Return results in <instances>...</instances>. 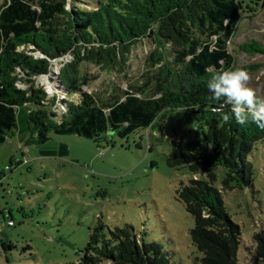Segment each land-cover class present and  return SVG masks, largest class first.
Segmentation results:
<instances>
[{
    "label": "trees",
    "instance_id": "trees-1",
    "mask_svg": "<svg viewBox=\"0 0 264 264\" xmlns=\"http://www.w3.org/2000/svg\"><path fill=\"white\" fill-rule=\"evenodd\" d=\"M240 18L236 0H2L0 144L16 129V108L23 104L31 107V130L88 139L109 132L123 138L150 127L161 112H191L200 134L171 141L166 163L201 174L177 190L193 219L190 239L201 253L195 261L236 264L241 230L215 182L220 171L222 187L253 188L251 154L264 146V130L251 122L239 125L234 117L225 122L230 106L213 99L207 83L215 72L233 68L227 44ZM141 41L164 48L168 59L158 57L161 64L139 84L126 81L125 88L115 85L104 96L83 89L98 75L80 72L82 61L123 60ZM241 48L263 52L254 41ZM66 53L73 61L60 69L59 79L65 92L77 93L78 102L67 103L52 120L55 115L37 108L45 93L34 87L33 77L47 73L50 62ZM80 263L173 264L158 243L145 242L131 225L111 228L100 220L89 229ZM261 263L264 226L252 235L248 264Z\"/></svg>",
    "mask_w": 264,
    "mask_h": 264
},
{
    "label": "rangeland",
    "instance_id": "rangeland-1",
    "mask_svg": "<svg viewBox=\"0 0 264 264\" xmlns=\"http://www.w3.org/2000/svg\"><path fill=\"white\" fill-rule=\"evenodd\" d=\"M236 2L241 18L227 44L232 70L246 69L250 86L264 97V5L262 0ZM250 41L263 52L241 48ZM158 57L168 59L164 48L141 41L123 60L82 61L80 72L98 75L83 89L104 96L115 85L125 88L126 81L139 84L145 72L161 64ZM71 61L73 55L66 53L50 62L47 73L33 77L34 87L45 93L37 108L55 115L52 120L65 112L67 103L78 102L77 93L65 92L59 79L60 69ZM30 110L28 104L16 108L17 127L0 144V264H81L97 220L111 228L131 225L145 242L158 243L173 264H199L195 259L201 253L190 239L193 219L177 190L201 174L166 163L171 141L200 134L191 112H161L150 127L123 138L109 132L88 139L31 130ZM251 158L253 188L222 187L220 171L215 182L241 230L236 264L249 263L252 235L264 226V146Z\"/></svg>",
    "mask_w": 264,
    "mask_h": 264
},
{
    "label": "clouds",
    "instance_id": "clouds-1",
    "mask_svg": "<svg viewBox=\"0 0 264 264\" xmlns=\"http://www.w3.org/2000/svg\"><path fill=\"white\" fill-rule=\"evenodd\" d=\"M250 80L251 75L246 69H228L215 72L207 87L213 99L230 106V114L223 115L225 122L234 117L239 125L251 122L264 130V97L250 86Z\"/></svg>",
    "mask_w": 264,
    "mask_h": 264
},
{
    "label": "built area",
    "instance_id": "built-area-1",
    "mask_svg": "<svg viewBox=\"0 0 264 264\" xmlns=\"http://www.w3.org/2000/svg\"><path fill=\"white\" fill-rule=\"evenodd\" d=\"M11 223V221H8V224H10Z\"/></svg>",
    "mask_w": 264,
    "mask_h": 264
}]
</instances>
